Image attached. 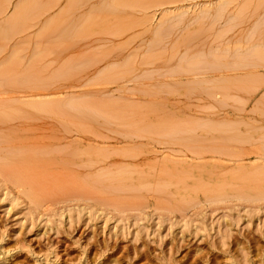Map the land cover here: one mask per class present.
<instances>
[{"label":"rangeland","instance_id":"374dc122","mask_svg":"<svg viewBox=\"0 0 264 264\" xmlns=\"http://www.w3.org/2000/svg\"><path fill=\"white\" fill-rule=\"evenodd\" d=\"M262 176L264 0H0L1 263L264 264Z\"/></svg>","mask_w":264,"mask_h":264},{"label":"bare ground","instance_id":"6f19581e","mask_svg":"<svg viewBox=\"0 0 264 264\" xmlns=\"http://www.w3.org/2000/svg\"><path fill=\"white\" fill-rule=\"evenodd\" d=\"M111 3V2H110ZM111 4H113V3H111ZM24 9V8H23ZM219 10V9H218ZM203 15V14H202ZM205 15V14H204ZM162 27H163V25H162ZM250 54V53H249ZM246 56V55H245ZM251 56V55H250ZM244 59V58H243ZM235 61V60H234ZM241 61V60H240ZM242 64V61L241 62H234V65H237V64ZM247 63V62H246ZM229 64V63H228ZM232 64V63H231ZM227 65V64H226ZM236 68V67H235ZM241 69V68H240ZM111 76V75H110ZM111 80V79H110ZM113 80V79H112ZM5 84V83H4ZM226 85V84H225ZM61 106H63V105H61ZM38 107V106H37ZM50 107V106H49ZM60 107V106H59ZM64 107V106H63ZM78 107V106H77ZM44 108V107H43ZM73 108V107H72ZM39 109V108H38ZM47 109V108H46ZM54 110V109H53ZM96 114V113H95ZM89 117V116H88ZM106 119V118H105ZM107 121V120H106ZM180 125V124H179ZM212 129V128H211ZM231 129V128H230ZM234 129V128H233ZM172 130V129H171ZM236 130V129H235ZM221 131V130H220ZM231 131H232V129H231ZM180 132H181V129H180ZM239 133V132H238ZM238 135V134H237ZM236 135V136H237ZM235 136V137H236ZM175 137V136H174ZM248 137V136H247ZM232 138H234V135L232 136ZM250 138V137H249ZM230 139V138H229ZM235 139V138H234ZM236 139H237V137H236ZM240 140V139H239ZM241 141H243V140H241ZM22 155V154H21ZM23 159V158H22ZM106 174V173H105ZM259 174H260V172H259ZM252 175V174H251ZM254 176V178H252L251 176H249V177H251V180H256L257 181V179H258V181L259 180H261V176L259 177L258 176V174H257V176H255V174H253ZM108 176V175H107ZM105 176V178L103 177V179H101L102 177H100V180H99V178L98 179H96L95 181H99L100 183L99 184H102V187L103 186H114L116 183H117V181H118V179H120V178H118V176H115V177H117L118 179H114L115 177H113L112 176V178H111V176ZM107 177V178H106ZM255 177H257V178H255ZM262 177H264V176H262ZM260 178V179H259ZM95 179V178H94ZM112 179V180H111ZM114 179V180H113ZM246 179H248V178H246ZM250 180V181H251ZM81 181V180H80ZM94 181V180H93ZM92 181V182H93ZM56 182V181H55ZM72 182V181H71ZM91 183V182H90ZM260 183V182H259ZM96 184H98V183H96ZM2 249V248H1ZM6 250V249H5ZM2 251H3V249H2ZM5 252V251H4ZM29 252V251H28ZM51 252V251H50ZM49 252V253H50ZM7 253H9V252H7ZM51 254V253H50ZM50 254H48V256L50 255ZM5 255H7L6 253H5ZM10 256V255H9ZM48 256H44V264H51V263H53V262H50V259L48 260ZM51 256H54V254L53 255H51ZM55 258V257H54ZM264 258V257H263ZM52 259V258H51ZM54 259H52V261H53ZM54 261H56V260H54ZM206 261V260H205ZM261 260H259V262H260ZM264 261V260H263ZM6 262V261H5ZM1 263V262H0ZM264 263V262H263ZM1 264H3V263H1ZM7 264V263H6ZM205 264V263H204ZM258 264V263H257Z\"/></svg>","mask_w":264,"mask_h":264}]
</instances>
